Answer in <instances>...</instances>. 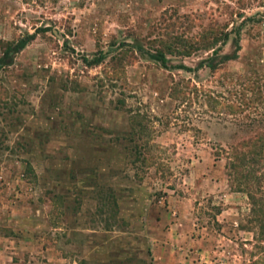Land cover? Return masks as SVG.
Wrapping results in <instances>:
<instances>
[{"label":"rangeland","instance_id":"374dc122","mask_svg":"<svg viewBox=\"0 0 264 264\" xmlns=\"http://www.w3.org/2000/svg\"><path fill=\"white\" fill-rule=\"evenodd\" d=\"M209 32L235 59L197 69ZM30 34L0 70V264L264 263V167L229 155L264 149V0H0V57Z\"/></svg>","mask_w":264,"mask_h":264},{"label":"trees","instance_id":"16d2710c","mask_svg":"<svg viewBox=\"0 0 264 264\" xmlns=\"http://www.w3.org/2000/svg\"><path fill=\"white\" fill-rule=\"evenodd\" d=\"M249 19L251 18L250 17L244 18L243 22ZM239 28L240 27H238L236 31L234 32L235 38L233 40L237 50L240 49ZM41 31L45 32L47 31V29L44 28ZM231 33L232 32H221L219 36L217 34H212V32L204 34V36L202 37L201 43L204 44L205 49H211L213 51H212V56H210L206 61H202L198 64L197 69L206 67L210 70H215L216 68H218L219 65L235 59L234 55L225 54L219 57L220 48L216 47L218 43L220 45H225L228 42ZM34 37H35V34H30L26 37L18 39L16 42L7 43L3 50L2 56L0 57V70L8 66L12 62L13 57L17 53H19L31 40H33ZM135 48L136 50L146 54L151 60L160 64V66H162L163 68L169 67L168 59H167L168 54L174 52L178 56L189 57L194 51L191 49L188 50L186 48H184V50L181 51V50H178V48L176 47H174L172 50L164 48V47H160V48H156L154 51L142 50V48L138 46H135ZM82 60L88 66L98 65L103 60V54L100 53L98 57L93 58L92 60H89L86 57H84ZM174 67L178 69H186V66L182 64L174 66ZM229 155L232 161L230 163V169L234 172L237 171L240 165H244L246 162L251 163L253 166L262 165L264 167V149L262 147L257 148L256 150H245V151H240V150H237L236 148H230ZM248 196L252 198L251 194H248ZM262 205L264 206V202H262ZM251 264H257V263L256 261H254ZM259 264H264V263L260 262Z\"/></svg>","mask_w":264,"mask_h":264}]
</instances>
